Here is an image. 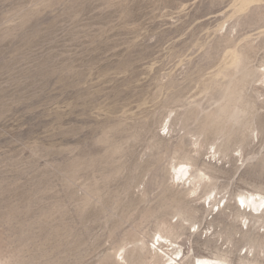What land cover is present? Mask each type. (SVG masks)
<instances>
[{
	"label": "rangeland",
	"instance_id": "374dc122",
	"mask_svg": "<svg viewBox=\"0 0 264 264\" xmlns=\"http://www.w3.org/2000/svg\"><path fill=\"white\" fill-rule=\"evenodd\" d=\"M263 77L264 0H0V264H264Z\"/></svg>",
	"mask_w": 264,
	"mask_h": 264
},
{
	"label": "bare ground",
	"instance_id": "6f19581e",
	"mask_svg": "<svg viewBox=\"0 0 264 264\" xmlns=\"http://www.w3.org/2000/svg\"><path fill=\"white\" fill-rule=\"evenodd\" d=\"M246 4L247 3L245 2V5ZM210 149L213 150V145H211ZM211 151H209V152L211 153ZM211 154L212 155H210V156H215L217 154L216 150L214 149ZM188 168H189V166L185 163H180L177 166H173L172 167V171H173L172 178H173V180L182 181L184 179L185 182L188 181V184L191 185L192 183H191V181H189L191 173H190ZM197 191H198V187L191 186V189L188 191V196H192V197L196 196ZM236 198H238V199H236V201L234 203L236 208L238 210H240V206L243 207L242 210L244 213H240L239 216H240L241 221H243L245 228H248V223H247L248 214L256 215L257 219H260L261 217H263V215H264V196L260 192H257V190L253 191V192L247 191V192H243V193L238 194L236 196ZM206 201H207V204L211 205V207H212V210H210L209 214H213V215L227 211V209L230 206L228 204L227 200H225L224 203L222 205H220L221 199L216 201V195H215L214 191H209L208 194H206L204 196V204ZM241 201H243V204L241 203ZM262 219H264V218H262ZM178 220L179 219H177V221ZM185 221L186 220L184 219L183 222H185ZM170 225H171V222L169 223L168 226L170 227ZM192 226L193 225H191L190 228ZM190 228H189V233L196 232V231H191ZM171 232H172V230H171ZM155 234L157 235V243H158L156 245V249H159V248L161 249L163 246H167L168 249H173L176 247L181 248L183 246L184 241L183 242L179 241V238H180L179 236H178L179 238L176 237L175 239H172L170 236L162 234L160 231H156ZM227 247H226L227 249L224 250V253L223 252H216V253H212V255H209V256L208 255L199 256L194 261L197 264H260L259 262H257L258 257H256V255H258V254L255 255L252 252V250L250 249L252 246L248 247V249H246L245 252L243 253L244 255H246L245 256L246 261L245 262L240 261L238 263L233 262L231 260V258H229L231 248L229 249V245ZM122 248L120 250H122ZM219 249H222V247ZM120 250H118V251H120ZM124 252L125 251L120 252L118 254L119 255L118 256L119 257V261H118L119 264H131V263H128V260L126 259ZM179 253H180V250H176L173 253L175 255L173 257L172 255H169L168 253H165V254H163V256H160L158 253L155 252L153 257L156 259L155 261H157L156 264H181V260L183 258V255H181V257H179V258L176 257V255H179ZM116 254H117V252H116ZM150 254H151V252H150ZM249 256H250V258H249ZM263 256H264V254H263ZM114 257H116V255ZM195 263H193V264H195ZM116 264H118V263L116 262Z\"/></svg>",
	"mask_w": 264,
	"mask_h": 264
},
{
	"label": "snow or ice",
	"instance_id": "6c2138e0",
	"mask_svg": "<svg viewBox=\"0 0 264 264\" xmlns=\"http://www.w3.org/2000/svg\"><path fill=\"white\" fill-rule=\"evenodd\" d=\"M241 203L243 204V201H241ZM193 231H195V229H193Z\"/></svg>",
	"mask_w": 264,
	"mask_h": 264
}]
</instances>
